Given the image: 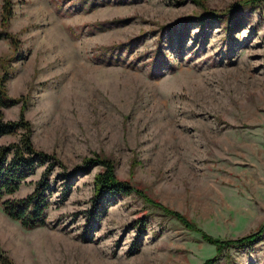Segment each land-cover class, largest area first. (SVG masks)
<instances>
[{
	"label": "rangeland",
	"instance_id": "1",
	"mask_svg": "<svg viewBox=\"0 0 264 264\" xmlns=\"http://www.w3.org/2000/svg\"><path fill=\"white\" fill-rule=\"evenodd\" d=\"M0 32L2 121L27 128L0 148L46 159L8 198L49 185L42 227L0 206V260L264 264V0H0ZM104 165L132 192L93 211Z\"/></svg>",
	"mask_w": 264,
	"mask_h": 264
},
{
	"label": "trees",
	"instance_id": "2",
	"mask_svg": "<svg viewBox=\"0 0 264 264\" xmlns=\"http://www.w3.org/2000/svg\"><path fill=\"white\" fill-rule=\"evenodd\" d=\"M248 4H252V2H246L242 5ZM4 9L5 16L9 15L10 8L5 6ZM210 15L214 18L218 17L213 13ZM5 34V32H0V39L5 38ZM8 105L9 103L6 102V97L0 91V138L4 135L13 134L18 127L24 128L20 124L2 121L1 110ZM24 129L27 131V128ZM45 161L46 159L32 148L27 136L21 139L20 144L0 148V206L10 219L19 222L27 230L42 227L46 224V210L48 209L46 195L49 191V185L47 184L45 176L35 184L34 191L25 198L12 199L8 197L19 190L20 186L33 173L37 163L42 164ZM104 167L106 171L96 179L95 196L91 201L93 203L92 210L99 209L101 201L106 196H128L132 192L127 183L115 179L113 170L110 168L107 169L106 165ZM140 227L142 228L143 225H140ZM262 232L259 231L252 236L225 243L215 241L214 244L218 251L226 246H231L232 248H248L259 240ZM215 260L216 258L207 260L204 264H214L216 262ZM0 264H9V262L6 259H1Z\"/></svg>",
	"mask_w": 264,
	"mask_h": 264
}]
</instances>
